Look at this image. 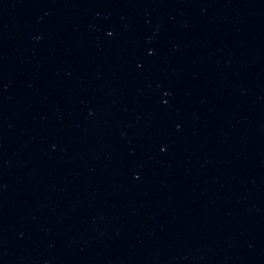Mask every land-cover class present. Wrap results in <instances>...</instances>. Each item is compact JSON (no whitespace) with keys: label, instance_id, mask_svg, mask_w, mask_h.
Segmentation results:
<instances>
[{"label":"water","instance_id":"obj_1","mask_svg":"<svg viewBox=\"0 0 264 264\" xmlns=\"http://www.w3.org/2000/svg\"><path fill=\"white\" fill-rule=\"evenodd\" d=\"M0 264H264V0H0Z\"/></svg>","mask_w":264,"mask_h":264}]
</instances>
